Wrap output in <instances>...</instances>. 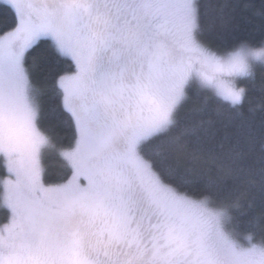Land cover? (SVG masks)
Segmentation results:
<instances>
[{
  "label": "snow or ice",
  "instance_id": "6c2138e0",
  "mask_svg": "<svg viewBox=\"0 0 264 264\" xmlns=\"http://www.w3.org/2000/svg\"><path fill=\"white\" fill-rule=\"evenodd\" d=\"M3 2L0 264H264V0Z\"/></svg>",
  "mask_w": 264,
  "mask_h": 264
},
{
  "label": "trees",
  "instance_id": "16d2710c",
  "mask_svg": "<svg viewBox=\"0 0 264 264\" xmlns=\"http://www.w3.org/2000/svg\"><path fill=\"white\" fill-rule=\"evenodd\" d=\"M14 22V16L9 6L0 2V30L10 29ZM240 35H248L246 31L242 30V26L237 30ZM256 46H259V37L252 41ZM50 40H43L38 45L34 46L33 49L29 50L26 54L28 62L33 66V75L37 79L43 74L44 71H62L65 70L68 65L65 62V58L58 57L50 47ZM239 42L237 41L236 46ZM47 124V122H46ZM60 136L63 137L64 133L61 131ZM48 176L50 179H60L64 175V169L60 161L55 157L54 154L50 155L47 160ZM0 169V174H2ZM4 211L0 210V223L4 222ZM250 216H237L235 221V228L242 235H246L251 230Z\"/></svg>",
  "mask_w": 264,
  "mask_h": 264
},
{
  "label": "clouds",
  "instance_id": "9594fccd",
  "mask_svg": "<svg viewBox=\"0 0 264 264\" xmlns=\"http://www.w3.org/2000/svg\"><path fill=\"white\" fill-rule=\"evenodd\" d=\"M240 45H237V49H240ZM247 48L252 49V51H261V46H247ZM246 56V59L248 60V62L250 64H257V63H264V55H260V56H254L251 55L247 50H245V52L243 53Z\"/></svg>",
  "mask_w": 264,
  "mask_h": 264
},
{
  "label": "rangeland",
  "instance_id": "374dc122",
  "mask_svg": "<svg viewBox=\"0 0 264 264\" xmlns=\"http://www.w3.org/2000/svg\"><path fill=\"white\" fill-rule=\"evenodd\" d=\"M0 2L4 3L3 0H0Z\"/></svg>",
  "mask_w": 264,
  "mask_h": 264
}]
</instances>
